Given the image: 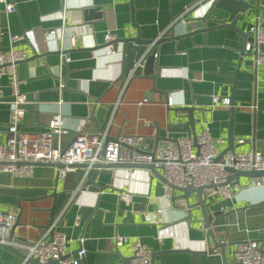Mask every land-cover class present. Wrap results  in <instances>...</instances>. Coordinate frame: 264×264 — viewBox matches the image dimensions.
<instances>
[{"label": "crops", "instance_id": "0c3cea01", "mask_svg": "<svg viewBox=\"0 0 264 264\" xmlns=\"http://www.w3.org/2000/svg\"><path fill=\"white\" fill-rule=\"evenodd\" d=\"M9 1L16 7L12 14H6L0 3V52L9 50L11 36L21 37L15 48L24 50L27 60L19 64L18 76L23 81L20 90L28 99L21 131L41 133L50 118L60 114L69 129L60 140L64 148L87 125L98 100L96 107L104 112L87 125L85 133L106 132L107 139L118 133L141 137L148 151H153L170 139L194 140L207 129L213 139L223 140L216 146L220 154L228 148L230 128L235 153L264 155V66L255 65L252 55L242 54L246 39L232 29L219 28L204 37L200 32H185L183 21L202 16L207 0ZM85 8H93L101 18L86 21ZM257 10V17L254 7L248 10L239 24L241 31L246 23H256L264 31V0H259ZM106 33L114 37L111 45L104 42ZM136 36L162 40L152 47L160 68L154 89L151 80L139 78L140 70L129 80H119L121 45L117 44L116 52L112 46ZM0 87L4 101L9 100L6 79H0ZM212 97L229 98L232 115L230 107L212 108ZM145 99L148 102L139 106ZM180 107L196 109L193 129L184 114L168 111ZM8 123L9 106L0 102V145L6 141ZM56 172L43 165L35 166L31 177L0 172V213L20 217L15 240H47L53 224L68 240L65 255L69 259H77L75 251L85 242L87 254L79 264H120L121 259L130 258L135 239L151 252L153 264H223L220 249L203 236L202 223L195 222L201 219L195 194L186 199L173 190L165 197L162 181L150 170L135 168L100 173L95 179L103 188L100 193L86 190L73 195L79 182L72 174L57 180ZM232 184L238 187L234 197L208 198L205 203L229 264L239 242L254 240L264 248V177H240ZM54 191L66 194L57 196L49 223ZM125 193L133 196L131 204L119 199ZM81 206H97V210L83 219ZM189 208L192 219L185 222ZM114 234L129 240L115 247ZM21 261L0 245V264Z\"/></svg>", "mask_w": 264, "mask_h": 264}, {"label": "built area", "instance_id": "2783aa9c", "mask_svg": "<svg viewBox=\"0 0 264 264\" xmlns=\"http://www.w3.org/2000/svg\"><path fill=\"white\" fill-rule=\"evenodd\" d=\"M6 14L15 12V4L9 0H0ZM252 41L244 45V52L253 56L255 65L264 66V31L255 25L251 31ZM113 35L106 33L104 42L109 43ZM160 37L156 40L158 41ZM21 40L20 36L9 38L10 48L0 52V79H6L10 98L4 101L3 91L0 87V102L9 106V123L7 138L0 145V172L10 174L12 177H31L35 164H62L64 168L57 169V180H64L69 174L76 171L75 165L86 164L88 169L80 179L76 194L84 188L86 173L96 164H143L153 165L161 171L164 179L162 189L165 197L171 196L174 187L186 188L208 187L204 191L208 198L231 199L238 188L228 183L230 173L228 169L240 172H263L264 155L259 152L232 153L226 152L220 160H216L219 153L217 145L223 144L221 139H213L206 129L195 136L178 137L166 141L157 148L154 156L144 146L141 137L123 136L118 142H107L106 132L77 133L66 147L60 146V140L69 134L65 119L60 114H54L47 123L46 130L41 133H28L20 130L21 122L25 116L28 104L27 96L21 92L20 85L23 81L18 76V66L27 60L24 50L15 48ZM154 41L152 44H154ZM107 54L109 52H106ZM142 61L134 63L125 80H129L134 73L142 67ZM63 85L60 86L62 88ZM148 100L139 102L138 105L147 103ZM169 105V103H168ZM212 108L230 107L229 98L212 97ZM239 143H242L240 140ZM196 148V151L193 149ZM104 152V155H102ZM72 195V196H73ZM119 199L126 204H131L133 196L129 193L119 194ZM79 220V219H77ZM16 222L13 212L0 213V245H8L21 251L25 258L20 264H29V259H37L38 264H48L49 260H59L65 256L68 240L61 232L54 230L52 224L48 228L50 238L37 242H19L15 240L11 231ZM128 238L114 234L111 241L115 247L128 242ZM83 240H81V244ZM129 264H153L151 252L139 239H135L130 246ZM85 253L81 249L77 259L66 258L58 261L60 264H79ZM234 264H264V248L254 240L239 242L233 252Z\"/></svg>", "mask_w": 264, "mask_h": 264}, {"label": "water", "instance_id": "95a60500", "mask_svg": "<svg viewBox=\"0 0 264 264\" xmlns=\"http://www.w3.org/2000/svg\"><path fill=\"white\" fill-rule=\"evenodd\" d=\"M61 4H62V0ZM208 2V8L207 11L200 17L192 18V19H186L183 21L184 29L186 33H192L193 31L200 32L203 34V37L214 30H217L219 28H229L233 31L239 33L243 38L246 39L245 43L247 41H252V35L250 33L251 29L256 25V23H246L245 24V30L241 31L239 28V24L241 22H244L245 17L247 16V12L250 8H255V16L257 17L258 14V6H259V0H207ZM222 14H226V17L222 16ZM83 15L85 17L86 21L92 20V19H99L101 18V15L99 13H95L93 8H85L83 9ZM89 18V19H88ZM213 25L208 27V25ZM174 39V37L172 38ZM162 40L156 41L154 44H152L154 41H145L141 39L139 36L131 37V38H124L120 39L119 41H116L115 44L112 46L113 51H118L117 44L121 45V55H122V74L119 80H125L130 69L133 68V65L135 62L141 60L142 67L139 68L141 72V76L139 78H146L152 81V86L154 89V81L159 76L160 68L156 64V58H157V50L152 49L154 45H157ZM112 43H108L107 45H111ZM260 49L264 52V47L260 46ZM242 54H244V47L242 49ZM155 72V74H153ZM99 101H94V107L92 109V115L87 121V125L90 122H94L96 120V116L98 119V116L104 112L103 108L96 107ZM96 111V112H95ZM168 111L173 112L175 114H184L185 117L188 119L187 124L193 129V121H194V112L196 109L194 107H180L176 109H169ZM95 112V117L93 116V113ZM233 108L232 104L230 102V114L232 115ZM35 114H38L37 111ZM87 125L82 129L81 132L85 130ZM195 135H193L194 137ZM121 137L120 133L117 134V136L114 139H107V142H118L119 138ZM227 142H228V148L221 152L218 157L217 161L221 159V157L226 152H232L234 153L233 148V135L231 132V129L229 128L228 136H227ZM156 148L151 152V156H154ZM102 155H104V152H102ZM47 166V167H54L56 169H62L64 168V165L62 164H35L34 166ZM74 168H76V171L72 173V175L75 177L76 182H79L82 176L85 174L86 170L88 169V166L86 164H80L75 165ZM135 168H141V169H147L150 170L152 175L155 176L157 179L165 182L161 174L157 172V170L154 168L153 165H143V164H96L89 168L88 174L91 171V174L86 179V182L84 184V188L80 190V192H92V193H100L103 188H101L99 185L95 183V179L98 174H109L112 175L116 170L121 169H135ZM230 173V176L228 177V183H237L240 177H246L251 179H259L264 177V171L263 172H240L235 171L233 169L227 170ZM57 181V180H56ZM208 187H192L188 186L186 188H177L174 187V190L179 191L183 194L184 198L187 199V197L191 194H195L197 197V204L196 206L200 208L201 211V219L195 222H201L203 225V236L207 239L208 242H211L213 244L214 249H220L221 257L223 260V264H229L226 260L225 256V244L222 242H219L217 240V232L216 230L212 229V221L214 216L207 213V209L205 207L206 198L204 196V191ZM60 194H66V193H60ZM55 191L50 195V197L53 199V204L51 209H49L50 212V218L49 223L53 222V211L56 206V198L58 195ZM97 210V206L95 207H84L81 206L79 208V214L83 219H86L89 215L93 214ZM19 216L16 218L15 225L11 231L10 237L12 238L14 229L19 225ZM192 219L191 209L189 208L187 211L186 216L183 218V221L189 222ZM85 243V242H84ZM82 244V246L75 251L76 254L81 250L84 249L85 253L84 256H86V249L84 248L85 244ZM2 247L8 249L9 251L19 255V257L23 260L25 258V255L8 245H1ZM93 252V251H92ZM83 256V257H84ZM68 258V255L62 256L58 261H62L64 259ZM122 261L120 264H129L130 258L121 259ZM57 260H49L48 264H56L58 262ZM29 264H38L37 259H29ZM231 264H234L233 262Z\"/></svg>", "mask_w": 264, "mask_h": 264}]
</instances>
